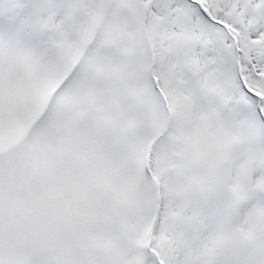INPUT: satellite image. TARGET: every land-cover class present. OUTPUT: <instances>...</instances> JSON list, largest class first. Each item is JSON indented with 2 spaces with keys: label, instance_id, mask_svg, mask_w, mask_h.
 Here are the masks:
<instances>
[{
  "label": "snow or ice",
  "instance_id": "6c2138e0",
  "mask_svg": "<svg viewBox=\"0 0 264 264\" xmlns=\"http://www.w3.org/2000/svg\"><path fill=\"white\" fill-rule=\"evenodd\" d=\"M0 264H264V0H0Z\"/></svg>",
  "mask_w": 264,
  "mask_h": 264
}]
</instances>
